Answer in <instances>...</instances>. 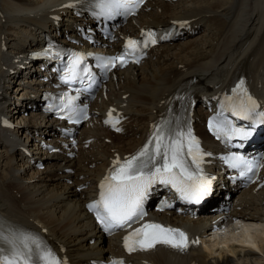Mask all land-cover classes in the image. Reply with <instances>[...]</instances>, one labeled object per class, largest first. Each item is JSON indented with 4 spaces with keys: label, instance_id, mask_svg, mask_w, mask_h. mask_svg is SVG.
<instances>
[{
    "label": "bare ground",
    "instance_id": "bare-ground-1",
    "mask_svg": "<svg viewBox=\"0 0 264 264\" xmlns=\"http://www.w3.org/2000/svg\"><path fill=\"white\" fill-rule=\"evenodd\" d=\"M69 1L80 0H0V216L10 224L44 233L48 245L70 264H93L109 254H124L122 238L105 239L86 212V203L96 196L99 179L116 159L134 155L147 144L173 100L178 106L188 101L181 130L190 127L193 135L202 139L205 150L218 153L206 132L209 111L216 109L221 99H237L235 90L241 81L257 98L264 93V0L151 3L148 7L153 9L148 14L141 12L138 20L129 24V32H139L138 25L159 28L189 20L199 32L185 34L183 39L189 40L182 44L155 49L143 66L115 74L109 90L100 94L94 106L101 111L113 106L123 111L128 117L125 133L113 134L94 121L81 134L83 145L96 141L79 152L71 148L75 157L65 155L69 148L58 144L55 121L39 108L27 110L38 106L35 95L45 86V72L27 63L29 52L42 47L50 35L59 40H81L78 29L92 24L86 16L78 18L71 12L73 7L59 10ZM54 16L64 21L57 24ZM202 33L205 35L200 36ZM87 48L95 50L90 45ZM101 50L97 51L108 53ZM23 65L29 70L26 76L20 70ZM29 78L33 80L30 84ZM4 117L16 123L15 127H3ZM44 139L63 152L44 150ZM254 146L264 148V142ZM188 166L193 172L189 161ZM209 166L216 168L217 160ZM84 185L89 187L80 190ZM257 185L234 192L227 214L211 207L197 220L154 213L163 226L183 231L188 247L179 250L158 245L155 250L130 255L128 261L264 264V187ZM235 220L243 223L232 224ZM232 228H236L237 238L228 237Z\"/></svg>",
    "mask_w": 264,
    "mask_h": 264
},
{
    "label": "snow or ice",
    "instance_id": "snow-or-ice-1",
    "mask_svg": "<svg viewBox=\"0 0 264 264\" xmlns=\"http://www.w3.org/2000/svg\"><path fill=\"white\" fill-rule=\"evenodd\" d=\"M142 3L143 0H98L97 7L100 9V15L112 18L117 14H134L135 9ZM142 35L144 36L142 41L129 39L121 55L100 58L101 67L107 71L116 67L117 63L121 67L126 66L129 59L138 62L143 49L157 43L156 33L147 31ZM83 59L84 57L74 54L63 77L65 83L82 82L84 75H91L87 67H80ZM235 91L237 100L232 105L233 114L243 119H252L256 116L259 121L264 122V113L257 112L259 105L248 94L243 81ZM73 99L68 98L69 102L65 107L77 115L83 113V118L87 119L86 109L75 108L72 104ZM119 122L118 118L113 120L110 112L106 123H111L115 127ZM209 128L214 130L218 138L221 134L228 136L229 139L231 135H240L242 138L251 135L250 131L231 127L225 132L212 121L209 122ZM116 130L120 131L119 128ZM206 155L210 154L202 151L190 127L184 131L156 126L152 137L139 152L126 158L123 163L119 158L114 162L113 169L100 185L99 200L88 207L95 213L103 229L112 233L116 229L131 228L133 224L143 219L144 201L156 183L170 185L182 200L199 202L210 190V180L203 176L200 167ZM188 158L196 167L195 173L188 166ZM227 159L232 167L241 170V175H247L254 168L264 167L260 162L248 161L240 156ZM157 245L184 250L188 247V238L179 229L147 223L130 232L124 239V247L129 253L148 251ZM0 264H67V262L58 257L38 236L13 230H0ZM111 264H123V261L113 260Z\"/></svg>",
    "mask_w": 264,
    "mask_h": 264
},
{
    "label": "rangeland",
    "instance_id": "rangeland-1",
    "mask_svg": "<svg viewBox=\"0 0 264 264\" xmlns=\"http://www.w3.org/2000/svg\"><path fill=\"white\" fill-rule=\"evenodd\" d=\"M203 35H205L204 33L202 34V35H200V36H203ZM184 42H186V41H178L177 42V44H175V45H178V44H182V43H184ZM33 80H31V78H29L28 79V83L30 84V82H32ZM262 229H263V227H262ZM235 231V232H234ZM237 233V230H236V228H232L231 229V231H230V233L228 234V237L230 238L231 237V235L233 236V238H237V236L236 235H238V234H236Z\"/></svg>",
    "mask_w": 264,
    "mask_h": 264
}]
</instances>
